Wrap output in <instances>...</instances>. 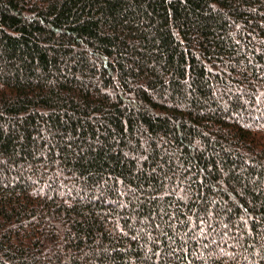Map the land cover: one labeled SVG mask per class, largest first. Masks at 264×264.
<instances>
[{
  "label": "trees",
  "instance_id": "trees-1",
  "mask_svg": "<svg viewBox=\"0 0 264 264\" xmlns=\"http://www.w3.org/2000/svg\"><path fill=\"white\" fill-rule=\"evenodd\" d=\"M0 264H264V0H0Z\"/></svg>",
  "mask_w": 264,
  "mask_h": 264
}]
</instances>
